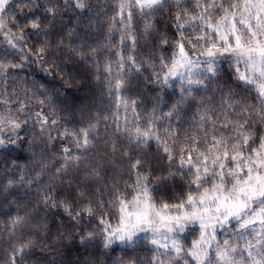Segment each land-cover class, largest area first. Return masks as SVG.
I'll return each instance as SVG.
<instances>
[{
    "label": "snow or ice",
    "instance_id": "obj_1",
    "mask_svg": "<svg viewBox=\"0 0 264 264\" xmlns=\"http://www.w3.org/2000/svg\"><path fill=\"white\" fill-rule=\"evenodd\" d=\"M111 6L107 33L93 46L72 40L73 32L68 42L54 32L62 9L84 10L88 0H0V77L30 69L28 91L37 106L32 111L27 93L22 99L14 89L0 92V159L13 153L19 159L27 150L28 159L37 161L35 176L27 179L20 169L3 190L17 182L37 184L32 211L45 214L28 238L12 246L7 264H25L37 249L74 242L87 249L98 241L105 252L114 251L135 245L141 234L154 251L146 264H264V0H112ZM141 42L151 45L145 59L139 58ZM82 65L97 82L103 79L116 100V139L104 140L101 159L89 163L108 116L96 114L95 122L70 128L61 126L54 106L63 90L75 86ZM133 76L157 90L144 116V102L124 95ZM49 77L60 87H48ZM192 107V125L182 130ZM56 141L62 142L57 157L41 162ZM152 144L166 161L159 174L145 159ZM117 157L127 163L124 190L105 179V162L116 167ZM10 167L20 166L13 160ZM70 172L74 178L65 179ZM177 180L181 187L170 199L157 197ZM101 181L102 187H93ZM49 215L56 218L52 245L40 239L41 232L51 236ZM34 218L17 213L10 235ZM189 236L194 238L187 242ZM115 264L137 260L119 257Z\"/></svg>",
    "mask_w": 264,
    "mask_h": 264
},
{
    "label": "trees",
    "instance_id": "obj_2",
    "mask_svg": "<svg viewBox=\"0 0 264 264\" xmlns=\"http://www.w3.org/2000/svg\"><path fill=\"white\" fill-rule=\"evenodd\" d=\"M42 3L43 0H40ZM112 0H88V7L84 10H72L69 8L67 11L62 9L61 15H59L56 20V28L54 32L61 33L65 35L66 42L69 41L67 37L68 32H73L74 35L71 37L72 40H77L81 43L87 42L89 44L102 42L110 22V17L113 15ZM16 12V9L12 10ZM42 14V10H37ZM118 35V34H117ZM2 39V37H0ZM36 38L33 36L29 39V43H34ZM151 45L145 46L141 42L140 46V59H145L148 52L150 51ZM11 51V50H9ZM5 53V46L0 45V56ZM8 60L17 59L16 56L8 55L5 57ZM104 58L101 57V64H103ZM30 69L20 70H9L7 79L0 77V92H3L5 88L9 91L15 90L17 95L22 99L25 98L27 93L28 97L32 99L28 100L32 104V111L37 110L35 104V97L33 93L28 91L31 88V81L33 77H29L26 73ZM225 70L227 71V63L225 64ZM79 77L77 78L76 84L71 89L63 90L60 99L54 105L56 107L57 113L61 117V126H66L70 128H79L82 126H87L89 121L95 122V115L100 114L101 116L107 115V122L102 121L99 125V137L101 138L98 148L92 151L85 160V163L94 162L95 160L101 159L99 153L104 150V140L116 139L113 136V128L111 127L115 116L113 113L116 112L115 104L116 100L114 97L108 95L107 89L103 79L97 82L93 78V73L88 70L87 66L82 65L78 68ZM101 74L102 69H101ZM148 73H145L147 75ZM45 84L51 87L53 84L57 88L60 84L57 81H53L51 77L47 78ZM171 93V90H168ZM211 93H202V95H210ZM124 95L128 99L142 100L144 102V107L139 111L141 116L146 115L145 109L150 111V105L148 101L157 95V90L155 86H150L146 84L143 78L137 79L133 76L131 80V86L126 89ZM65 96L67 101L65 102ZM239 98V97H237ZM248 102H253L251 96H249ZM214 103H218L217 100ZM166 110V109H165ZM47 111V109H46ZM187 115L184 117L183 123L181 125L182 130L185 128H190L192 125V117L196 112V107L187 109ZM129 119H132L129 113ZM124 116L123 109L120 110L121 119ZM30 138H35L39 140L40 137L35 132L28 133ZM62 142L56 141L52 148L48 149L46 159L41 162L51 163L58 155L59 147ZM39 155L40 149L35 150ZM19 159H17V154L13 153L12 156L6 159H0V264H7L8 255L11 251L12 246L17 244L21 239L28 238L29 232L32 230V225L42 224L45 220L44 212H33L32 209L38 202V185L33 184L31 188L25 185L17 184L6 191L3 190V186L7 184L8 179L16 178L20 174V169L26 170V178L31 179L36 174V163L37 161H32L28 159L27 150L20 152ZM118 163L116 167L105 162V168L107 172L105 173V179L109 184L117 183L121 190H124V181L129 180V176L126 174L125 169L127 168V163L124 161H119V157L116 158ZM145 159L149 160L152 167L159 174L160 170L166 165V161L159 159L155 144H152L150 148L145 150ZM15 160L20 166L19 168L10 167L11 162ZM54 166V165H52ZM121 173H124L123 175ZM76 175L75 172H70L69 176L65 179H73ZM51 173L44 176L45 182H49V177ZM51 183L59 185L60 180H52ZM104 181H101L99 185L93 182V187L103 186ZM181 187L179 180L176 181L175 185H169L167 189L161 188L157 193V197H163L170 199L173 190H179ZM108 197H105L107 199ZM17 213L21 215H28L30 217H35L31 220L30 225L22 230H17L16 236H11L9 233V221ZM49 227L51 229V236H45L43 232L40 234V239L42 241L46 240L49 245L53 244V240L56 233V218L49 215L47 218ZM115 223V221H113ZM145 234H141L137 243L133 246L118 245L115 250H103L98 245V241H94L87 249L78 243H71L64 245H54L49 247L47 252H40L39 249L35 250L24 257L25 264H84L85 260L96 259V264H115L117 258L122 257L125 260L136 259L137 264H146V261L151 258L154 254L153 246L148 243V240L144 238ZM194 237L189 236L188 241Z\"/></svg>",
    "mask_w": 264,
    "mask_h": 264
}]
</instances>
